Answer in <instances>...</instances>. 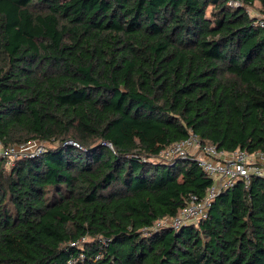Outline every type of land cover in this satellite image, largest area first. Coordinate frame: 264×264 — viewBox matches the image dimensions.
I'll use <instances>...</instances> for the list:
<instances>
[{
	"label": "trees",
	"instance_id": "obj_1",
	"mask_svg": "<svg viewBox=\"0 0 264 264\" xmlns=\"http://www.w3.org/2000/svg\"><path fill=\"white\" fill-rule=\"evenodd\" d=\"M230 1L0 0V140L57 141L0 160V264H264L263 175L152 228L214 183L168 146L264 151V0Z\"/></svg>",
	"mask_w": 264,
	"mask_h": 264
},
{
	"label": "built area",
	"instance_id": "obj_2",
	"mask_svg": "<svg viewBox=\"0 0 264 264\" xmlns=\"http://www.w3.org/2000/svg\"><path fill=\"white\" fill-rule=\"evenodd\" d=\"M229 3L235 6L240 2L231 0ZM258 22L260 27L264 29V16L260 17ZM4 146L3 141L0 140V157L10 164V157L15 152V148ZM22 148L21 151H24ZM39 153L27 154L25 152L23 156ZM177 156L195 159L203 170L213 177L214 183L208 189L204 198L198 199L192 196L176 215H166L157 219L152 228L169 227L178 229L185 225L198 224L209 216L211 204L221 190L229 188L239 178L248 180L252 174L264 176V151L249 152L241 148L235 151L221 150L213 143H203L196 135H191L188 139L173 143L162 152V157L172 158ZM149 230L150 228H145V231Z\"/></svg>",
	"mask_w": 264,
	"mask_h": 264
},
{
	"label": "rangeland",
	"instance_id": "obj_3",
	"mask_svg": "<svg viewBox=\"0 0 264 264\" xmlns=\"http://www.w3.org/2000/svg\"><path fill=\"white\" fill-rule=\"evenodd\" d=\"M255 10V14L262 17L264 15L261 14V12H259L260 9V4L258 2H256L255 6L253 7ZM100 143H105L104 141H99ZM23 143V144H22ZM22 143H14V144H10V145H5L4 147H9V148H15V152H13V155L11 154L10 157V164L7 163L6 160H4L3 158L0 157V160L4 161V168L6 171H10L12 165H14L16 159L22 158L23 153L27 152L28 153H39L41 151H44L46 148L48 147H53L54 145H56L57 141L51 143V142H46V141H38V140H32L30 142H22ZM23 146V148H22ZM24 151H21V148ZM154 160H162V158L157 159V158H152ZM93 240V238L87 236L85 237L81 242H80V247L83 249L84 247H87L88 244L87 243H91Z\"/></svg>",
	"mask_w": 264,
	"mask_h": 264
}]
</instances>
